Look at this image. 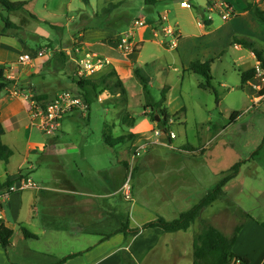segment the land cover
Returning a JSON list of instances; mask_svg holds the SVG:
<instances>
[{
	"label": "crops",
	"instance_id": "crops-1",
	"mask_svg": "<svg viewBox=\"0 0 264 264\" xmlns=\"http://www.w3.org/2000/svg\"><path fill=\"white\" fill-rule=\"evenodd\" d=\"M222 1L234 13L230 17L228 26L231 34L244 36V34L250 33V30L245 29L247 22L257 28L259 33L264 34V22L252 12L244 10L245 5L241 7V12L239 13L236 12L228 0ZM253 1L258 2L259 6L264 10V0ZM122 4L123 2L121 1L118 7ZM118 7L107 13L109 16L108 21L111 24L113 23L115 27L120 26L123 29H109L110 24H102L103 27L99 30L82 28L77 34L73 35L65 46L71 45L76 39L97 55L108 59L109 63L105 69L113 68L115 70L125 90L123 96L119 94L109 95L102 101V103L108 104L113 108L114 115L117 118L116 123L111 124V127L114 128L117 125L121 131L120 135L131 133L145 137L147 133H153L157 126L155 122L150 120L149 114L152 108L150 105L145 107V93L140 79L134 74V69L137 68L139 70L149 86L153 80L152 72L154 71H149V66L157 69V73L175 66L173 69L179 73V68H181L182 74L189 72L186 68L193 59H188L185 62L182 60L183 55L178 49L182 48L183 50L184 46L182 45L183 38L179 29L177 30L180 37L179 42L175 48H171L168 44L170 39L166 38L162 28V26H165L164 23H161L162 26L156 27L157 19L142 14L137 17H130L126 14L127 12H115ZM143 9L145 7L140 5V10ZM197 18L201 20L196 24L201 33L200 35L191 33L187 35V38L199 39L221 28V26H217L207 29L213 26L211 18L207 17L202 21L204 19L202 14H198ZM135 19H143L146 23L133 31L132 43L134 49L124 53L119 49L117 39L130 30L131 24ZM105 27L107 28L105 29ZM2 37L0 35L1 51L2 46H4L1 41ZM193 48L202 49L205 55L207 53L206 49H208L206 45L196 41L193 44ZM232 48L241 52L244 47L234 44ZM1 51L0 66L12 63L8 59L10 58L9 48L4 50L5 53ZM173 51L177 52V58H174L173 54H171ZM164 53L167 54L165 55ZM65 55L69 62L71 75H68L67 83L56 81L58 85L56 87L61 86L66 88L65 90H69V86L74 84L75 63L72 57ZM249 56L254 59V64L241 72L251 67H258V62L250 50ZM53 57L47 58L44 65L51 66V59L65 58V56L59 57L58 55ZM40 60L41 58L36 59L29 66H39L41 64ZM200 61L205 62L208 60ZM17 63H19L18 60ZM12 72L13 67H9L7 77H13L11 85H21L18 88L24 90L23 92L34 93L37 94L36 96H44L47 99H52V97L56 96L52 92L51 87H47L42 91V88L49 83L45 82L43 78L37 84L28 83L24 84L25 86L23 87L19 83L22 71L18 75ZM247 85L249 87L252 83L248 82ZM171 86H169V90L172 89ZM163 87L164 85H159V89ZM10 88L11 86L4 94L0 93V141L12 151L8 162L3 161L7 166L10 165V160L15 153L19 157L17 164L14 165L15 169L11 171L5 170L0 175V224L9 229L15 227L18 229L25 228L30 233L35 234L36 238L25 239L19 236V244L12 242L11 248L7 251L0 245V264H55L63 256L74 252H81V254L67 260L64 264H122L123 253L131 258L135 264H193L192 242L194 234L200 230V222H197L198 220L192 223L187 230L172 233L164 232L159 228L141 229L136 234H132L130 230L141 227L143 223L157 218L165 220L176 218L180 212L195 205L219 181L218 175L214 177L208 164L194 158L198 153V149L190 144L187 147H185L186 145H175L171 141L170 146L161 145L168 147L169 150L157 151L155 160H140L136 163L137 157L134 156V151L139 145L133 152L130 151L129 147L122 146L132 143L133 140L114 147L106 145L104 148H96L97 152H102L103 149L122 154L119 157L116 156V159H118L119 166H123L125 170L131 167L134 159L133 170H136L137 177L143 184L140 195L145 200L156 199L159 202L157 212L147 216L145 221H140L142 223L134 221L130 214L125 219L117 210V200L120 195H123L124 201L126 199L124 196V184L127 183V179H124V174L118 177L115 171L108 172L104 168L93 167L91 162L94 157L91 155V149L94 148H86L84 145L79 148L54 145L40 150V148L32 145L21 146L20 141L21 143L24 140L29 142L33 137V130L37 129L29 125L28 102L21 97L11 96L9 94ZM253 97L255 100L257 99L255 96ZM166 103H169L167 94L165 101V108L167 109ZM137 106H142V110L137 115H133L131 110ZM78 111L75 110L68 114L72 115ZM167 111L171 114L168 109ZM122 116H124V120H122ZM21 129L23 130L22 140H20ZM166 137L167 135L162 136L164 141H168ZM172 139H176L175 134ZM137 140L139 141L140 139ZM143 141L141 140L140 142L142 143ZM156 147L154 146L151 150L148 147L145 150L144 157H148ZM33 152L40 155H56L58 158L60 155L76 154L80 165V174L76 180L68 178L67 174L57 173V176L51 180L40 178V181L35 182L31 177L34 166L29 161V156ZM0 161L2 160L0 159ZM61 164H63L62 161ZM18 177L29 178L33 186L22 190V192H5L6 182L9 181L10 185H13ZM74 181H76V187L67 189L66 184L68 182L72 184ZM17 193V202L14 200V203H16L14 207L12 196ZM130 193L132 196L133 194L136 197L138 196L134 185L130 186ZM237 207L240 209L238 216L243 222V226L238 233L233 252L246 257L249 260V264H264V207L256 215H251L239 206ZM219 221L221 222L222 218H219ZM126 225L124 232H118L120 228ZM213 226L219 227L218 225ZM152 253H156V258H150Z\"/></svg>",
	"mask_w": 264,
	"mask_h": 264
},
{
	"label": "rangeland",
	"instance_id": "rangeland-1",
	"mask_svg": "<svg viewBox=\"0 0 264 264\" xmlns=\"http://www.w3.org/2000/svg\"><path fill=\"white\" fill-rule=\"evenodd\" d=\"M27 1L28 3L24 8L15 11H7L0 5V32L3 30L6 32V35L1 38L4 46L0 51L5 53L4 50L9 48L10 58L8 59L12 63H7V66L13 67L12 73L17 75L22 71L20 81H18L23 87L24 84L28 83L37 84L43 78L45 82L49 83L42 88V91L51 87L55 95L56 92L66 89L60 85V87H56L58 86L56 81L68 82L67 77L70 74V68L65 54L66 49L76 39L71 45H65L74 34H77L82 28L99 30L103 27L102 24H110V28L107 27L112 30L123 29L120 26L115 27L113 23L108 21L107 12L102 11L107 4L118 1L121 3L122 1L123 4L115 12H127L126 14L130 17H137L142 14L158 20V14L160 16L164 14L166 18L163 22L164 25H170L176 30L179 29L183 38V50L182 48L178 49L183 55L182 60L184 62L188 59L212 62L210 68L214 90L199 88L198 84L203 79L190 71L181 74L182 70L179 68L180 72L177 73L173 69L175 66H172L166 71L157 73V69L149 66V71L154 70L152 72L153 80L148 86V92L152 99H160L161 89H159V85H172V89L167 93L169 103H166V107L172 115L171 119H173L170 123H166V127L176 135V139L171 140L172 143L175 145L190 144L198 149L194 158L208 164L214 177L218 175L219 179L222 177V172L227 174L234 164H241L236 176L224 186L220 199L212 203L211 206L205 207L201 211L200 219L212 225H218L222 229L218 228L229 236L235 225L241 221L238 216L240 209L237 206L251 215H256L264 207V95L260 98L257 96V91L264 87V79L261 73L257 74L256 78L251 81L252 85L256 87L251 85L245 89L241 88L240 72L253 65L254 59L249 56V49L243 48L240 52L232 48L234 45L232 43L233 37L247 38L264 54L263 33H259L257 28L247 22L245 29L250 30V33L248 32L244 36L231 34L228 27L230 18L223 20L217 9L208 10L209 5H207L206 0H184L191 4V7L188 8L180 5L182 0H158L151 5L144 4V0H88V3L84 0ZM228 1L239 13L241 7L246 4V0ZM140 5H143L145 9L140 10ZM198 14L204 16L202 21L207 17L211 18L213 26L207 29L217 26H221V28L199 39L187 38V35L191 33L195 35L201 33V30L196 27L197 22L201 21L197 18ZM5 20L10 21L16 28H5ZM166 38L170 39L168 36ZM179 39L180 37L177 44ZM195 41L207 46L206 55L202 49L193 48ZM37 50L46 53L41 58L39 66L31 67L17 63L20 54ZM171 54L174 58L178 56L176 51ZM54 55L65 56V58L51 59V66L44 65L45 60L49 57L54 58ZM12 78L10 79L13 80ZM20 86L17 85V88ZM69 87L67 91L74 92L76 89L74 84ZM4 92L2 93L4 94ZM33 95L37 94L33 93ZM253 96L257 99L255 100ZM181 108H184L183 111ZM141 110L142 106H137L131 111L133 115H137ZM233 111L239 113L236 120L231 119ZM176 112L179 114L174 117L173 114ZM68 115L63 116L62 126L52 135L33 130L32 139L29 142L24 140L21 143L20 141L21 146L32 145L40 148V150L54 145L68 148L74 146L79 148L84 145L86 148H94L91 149V155L94 157L91 162L93 167L104 168L108 172L115 171L118 177L124 174L127 183L130 186L134 185L137 189L138 196L136 197L134 194L132 196L130 193V200L125 199L124 201L123 195L118 196V212L125 219L130 214L133 220L138 223L145 221L150 214L156 213L159 202L156 199L145 200L140 195L143 184L138 179L136 170H133L134 159L131 167L125 170L123 166H119L118 159H116V156L119 157L122 154L103 149L102 152H97L96 148L106 146L103 141L104 134H111L112 136L121 134L117 125L114 128L111 127V124L117 121L113 108L108 104L96 101L95 97H91L88 110H79L77 113ZM22 132L21 129L20 140L23 139ZM144 138L153 141V133H147ZM140 143V141L135 140L122 146L129 147L130 151L133 152ZM154 146H157L156 149L148 157H144L145 151H141L140 155L135 156L137 157L136 163L140 160H155L157 151L169 150L168 147L161 145H149L150 150ZM18 157L15 153L9 166L0 161V175L5 170L15 169L14 165L17 164ZM29 161L34 166L31 177L35 182L40 181V178L51 180L57 176V173L67 174L68 178L76 180L80 174V165L76 154L60 155L58 158L56 155H40L33 152L29 156ZM75 182L72 184L68 182L69 184H66L67 189H74L76 187ZM17 195L18 193L12 196L14 207L16 204L14 200L17 202ZM69 207L71 208L70 204ZM219 218H222L221 222ZM11 230L14 232L12 242L19 244V236H22V230L17 227ZM155 254L152 253L150 258H156Z\"/></svg>",
	"mask_w": 264,
	"mask_h": 264
},
{
	"label": "trees",
	"instance_id": "trees-1",
	"mask_svg": "<svg viewBox=\"0 0 264 264\" xmlns=\"http://www.w3.org/2000/svg\"><path fill=\"white\" fill-rule=\"evenodd\" d=\"M88 3V0H84ZM158 0H144L146 5H151L157 2ZM28 1H18L12 2L9 0H0V5L7 11H15L20 8H24L27 5ZM120 2H110L105 6L102 11L111 12L113 9L118 7ZM244 10L252 12L258 19L264 22V10L259 6V3L256 1H247L245 4ZM5 28L12 29L16 28L10 21L5 20ZM1 36H5L6 32L3 30L0 32ZM233 44L241 45L244 48L249 49L255 56L259 70L261 71L262 77L264 78V54L261 50L256 48L253 45V42L247 38L233 37ZM211 61L201 62L199 60L191 61L186 70L192 73H195L203 79L199 82V88L213 90L212 86V75L210 68ZM9 67L7 64L0 66V93L6 91L9 86L13 83V80L7 77V72ZM134 74L140 79L144 93H145V107L151 106L152 110L149 114L150 120L156 123L157 128L164 129V133L167 135L166 140L171 143L172 138L169 137L171 131L166 127V123H170L171 114L168 113L165 108L166 94L169 90V86L165 85L161 89L160 99L154 101L148 92V83L146 79L140 74L137 68L134 69ZM257 76V70L255 67H251L240 74L241 79V88L245 89L248 82L253 81ZM73 83L76 86L74 93L83 97L89 107V100L91 97H95L101 91L107 90L110 95H121L125 93L123 84L121 80L117 77L115 70L113 68L104 69L97 76L91 78H82L76 79L73 78ZM214 91V90H213ZM257 96L264 95V87L257 91ZM37 99H47L44 96H36ZM184 108H181L183 111ZM155 114L158 115L159 120L156 121ZM179 112H176L174 117L178 115ZM239 116V113L233 111L231 113V119L236 120ZM124 120V116H122ZM135 139H140L139 141L145 139L143 136H136L134 134H122L119 136H112L111 134H104L103 141L105 145L114 147L116 145L124 144L126 142L135 141ZM187 147V145L185 146ZM12 155L11 149L3 144L0 141V159L4 162H8L9 157ZM241 164L236 163L232 168L225 174L222 173V177L219 181L209 189L202 198L198 201L197 204L191 206L190 208L182 211L179 215L172 220H165L163 218H157L155 220L149 221L141 225V227L134 228L130 230L132 234H136L141 229L147 228H159L164 232L172 233L177 231L187 230L192 223L196 220L200 221V230L194 234L192 242V251H193V264H249V260L241 255H238L233 252V246L237 240L238 233L243 226V222L240 221L233 228L232 233L227 236L221 230L213 226L211 223L201 220L200 215L201 211L211 205L216 199L220 198L223 194V188L228 181L236 176L239 171ZM6 187L10 186V182H6ZM11 193V192H9ZM120 228L118 232H124L125 228ZM22 237L25 239L36 238L35 234L30 233L25 228H21ZM12 235L13 231L8 227L0 224V245L2 248L7 251L12 246ZM81 252H74L67 254L60 258L55 264H64L67 260L72 259ZM122 264H135V262L127 257L125 253L122 254Z\"/></svg>",
	"mask_w": 264,
	"mask_h": 264
},
{
	"label": "built area",
	"instance_id": "built-area-1",
	"mask_svg": "<svg viewBox=\"0 0 264 264\" xmlns=\"http://www.w3.org/2000/svg\"><path fill=\"white\" fill-rule=\"evenodd\" d=\"M209 5V10H218L221 13V18L227 20L233 16L232 9L226 5L222 0H207ZM180 5L182 7H190L186 1H181ZM166 20L165 15L159 16L158 22H156V27L162 26ZM143 19H135L131 24V29L123 33L117 39V45L120 50L124 53H128L134 49L132 43L133 31L138 27L145 24ZM164 34L170 37L169 46L175 48L177 46V40L179 38V32L172 26H162ZM66 54L72 57L75 63L74 76L76 79L91 78L97 76L101 73L108 65V59L97 55L90 49L86 48L81 41H75L68 49H66ZM46 55L45 51L37 50L32 52H26L20 54L18 57V62L22 65L32 64L36 59L42 58ZM257 74L261 71L259 67H256ZM264 79V78H263ZM9 94L14 97H21L28 102V119L29 125L43 134L52 135L61 126V119L64 115L71 113L75 110H87L88 105L82 96L67 90H62L56 94L52 99H37L33 94L23 92L18 89L15 84L10 85ZM9 86V87H10ZM256 87V86H254ZM110 93L107 90L101 91L96 95V100L102 102ZM166 135L164 129L155 128L153 131L154 140L151 141L148 138L145 139L136 148L134 156L140 155L141 151H145L149 145H165L170 146V143L164 141L162 136ZM170 138H174V133L170 132ZM32 181L27 177H18L15 184L10 185L5 188V192H19L25 190L26 188L32 187ZM125 192L124 196L126 199L130 200V186L128 183L124 184ZM1 218V215H0Z\"/></svg>",
	"mask_w": 264,
	"mask_h": 264
},
{
	"label": "water",
	"instance_id": "water-1",
	"mask_svg": "<svg viewBox=\"0 0 264 264\" xmlns=\"http://www.w3.org/2000/svg\"><path fill=\"white\" fill-rule=\"evenodd\" d=\"M155 118H156V121H158V120H159V117H158V115H155Z\"/></svg>",
	"mask_w": 264,
	"mask_h": 264
}]
</instances>
